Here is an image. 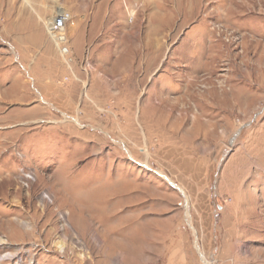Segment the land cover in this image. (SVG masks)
Here are the masks:
<instances>
[{
    "label": "rangeland",
    "instance_id": "obj_1",
    "mask_svg": "<svg viewBox=\"0 0 264 264\" xmlns=\"http://www.w3.org/2000/svg\"><path fill=\"white\" fill-rule=\"evenodd\" d=\"M0 259L264 264V0H0Z\"/></svg>",
    "mask_w": 264,
    "mask_h": 264
},
{
    "label": "built area",
    "instance_id": "obj_2",
    "mask_svg": "<svg viewBox=\"0 0 264 264\" xmlns=\"http://www.w3.org/2000/svg\"><path fill=\"white\" fill-rule=\"evenodd\" d=\"M71 18V12L64 5L59 4L53 8L43 23L46 33L57 48L60 57L68 65L70 63V48L66 38V29Z\"/></svg>",
    "mask_w": 264,
    "mask_h": 264
},
{
    "label": "bare ground",
    "instance_id": "obj_3",
    "mask_svg": "<svg viewBox=\"0 0 264 264\" xmlns=\"http://www.w3.org/2000/svg\"><path fill=\"white\" fill-rule=\"evenodd\" d=\"M14 225V224H13ZM28 226V225H27ZM15 229V228H14ZM203 258V257H202ZM1 260V259H0ZM203 260H204V258H203ZM206 264H208L207 262H205Z\"/></svg>",
    "mask_w": 264,
    "mask_h": 264
}]
</instances>
